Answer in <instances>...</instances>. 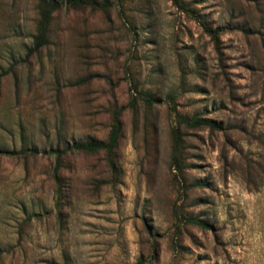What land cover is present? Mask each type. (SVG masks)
Returning <instances> with one entry per match:
<instances>
[{
	"label": "rangeland",
	"instance_id": "obj_1",
	"mask_svg": "<svg viewBox=\"0 0 264 264\" xmlns=\"http://www.w3.org/2000/svg\"><path fill=\"white\" fill-rule=\"evenodd\" d=\"M92 1L0 0V264H264V0Z\"/></svg>",
	"mask_w": 264,
	"mask_h": 264
},
{
	"label": "trees",
	"instance_id": "obj_2",
	"mask_svg": "<svg viewBox=\"0 0 264 264\" xmlns=\"http://www.w3.org/2000/svg\"><path fill=\"white\" fill-rule=\"evenodd\" d=\"M177 2V0H175ZM62 6L71 7V6H90L95 7L98 6L97 3H95L92 0H64L61 2H50L48 0H39V20H38V29H37V35L34 37L33 42V48L31 50V53L37 52L39 49H41L43 46L46 45L47 42V35L49 31V27L51 24L52 16L54 12L59 10ZM207 33L209 34V37L214 44V47L217 51V53H220V43H219V35L221 34V29H206ZM144 101L146 103H150V99L147 98V96L144 98ZM120 114L121 112H114L113 118H112V129L110 132L109 139L107 142L104 143H95V142H88V143H77L72 147V151L77 152H98V151H108L112 152L118 142V137L121 130V124H120ZM188 126L191 128H199V127H206L211 130L217 131L221 129L220 125H217L216 123L208 120V119H201V118H193L188 123ZM47 155L54 156V170H53V180L55 184L57 185L56 194L58 196L61 195V180L59 177V172L61 169V163L62 159L66 154V151H59V150H49L45 152ZM17 153L15 151H3L0 150V156L4 157H10L15 156ZM177 166L178 170H180V166L178 163L174 164ZM57 209H59V204H56ZM193 225H196L202 229H208L209 226L204 223L203 221H200L199 219H193L190 221ZM136 264H144L143 260H139Z\"/></svg>",
	"mask_w": 264,
	"mask_h": 264
}]
</instances>
